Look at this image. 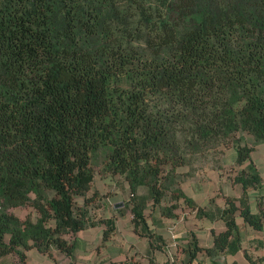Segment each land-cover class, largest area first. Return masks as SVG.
Listing matches in <instances>:
<instances>
[{"label":"trees","instance_id":"1","mask_svg":"<svg viewBox=\"0 0 264 264\" xmlns=\"http://www.w3.org/2000/svg\"><path fill=\"white\" fill-rule=\"evenodd\" d=\"M236 132L264 140V0H0V256L15 253L11 264H27L30 246L71 255L65 233L97 222L109 235L114 221L91 212L95 162L126 180L117 209L160 245L146 209L196 206L179 168L230 145L240 164L252 146ZM232 178L261 185L252 167ZM262 201L254 211L225 197L224 228L209 247L192 238L188 257L234 250L236 215L261 229ZM27 203L35 218L11 210Z\"/></svg>","mask_w":264,"mask_h":264},{"label":"crops","instance_id":"2","mask_svg":"<svg viewBox=\"0 0 264 264\" xmlns=\"http://www.w3.org/2000/svg\"><path fill=\"white\" fill-rule=\"evenodd\" d=\"M248 134V133H247ZM250 135V134H249ZM251 136V135H250ZM253 139V137L251 136ZM253 143L246 141L252 146L249 158L240 164L234 162L235 151L232 145L224 148L230 149L229 158L220 157L218 164H228L232 167L228 172L217 174L211 183H201L199 180L192 184L180 186L186 195L194 200L196 206L183 204L182 207L186 212V218L181 216H165L162 215L159 207H149V215L146 218L148 229L155 234L160 235V245L152 242V236L147 234L141 229L140 225L135 226L131 221L130 209L126 207L117 209L119 206H114V201H107L101 197L104 208L100 209V215L104 218H111L114 221V227L107 235L103 237L106 224L101 221L95 224L82 228L75 233H65V237L73 240L75 247L73 253L68 255L55 246H50L51 255L38 249L36 246H30L24 249L25 259L27 264H264V238H259L255 243L256 249H263L262 251L255 252L249 249L247 244V235L250 230L254 229L249 224L244 222L240 215H236L237 224V237L234 250H224L217 254H209L204 250L196 252V254L189 258L186 250V245L190 243L192 238L196 239L198 245L202 247H209L213 243V235L215 232L224 228V221L219 216L221 208L225 205V197L234 199L236 204L248 203L252 210L256 211V200L260 192L264 191V177L259 171V163L254 159L252 160V152L255 146L261 145L264 140H254ZM255 168L261 175L260 186H248L243 190L239 182H234L232 175L239 169ZM196 170L195 165L186 174L193 176ZM107 178H114V185L121 187V198L119 201L126 200L128 197V185L126 180L119 174L104 173ZM120 178L116 179V176ZM95 179V177H94ZM94 184V181H93ZM194 186L195 190L193 189ZM92 189L93 185H92ZM97 190V189H96ZM194 190V191H193ZM98 191V190H97ZM215 194L216 196L222 195V203H208V194ZM212 194V195H213ZM202 197V199H200ZM107 198V197H106ZM200 199V200H199ZM170 202V200H169ZM124 203V202H123ZM180 206V205H179ZM178 206V207H179ZM197 206L202 209L201 213L197 212ZM264 209V201H262ZM176 207L174 210L177 211ZM188 212L191 213L188 217ZM178 217V218H177ZM180 225L182 236H177L174 245L168 239L174 236L170 230L177 229ZM178 227V228H179ZM166 231L163 233V231ZM136 236L140 238L141 248L136 245ZM175 241V240H174ZM252 242V241H250ZM136 251L140 252L136 256ZM17 259L15 253L10 252L0 256V264H11Z\"/></svg>","mask_w":264,"mask_h":264},{"label":"rangeland","instance_id":"3","mask_svg":"<svg viewBox=\"0 0 264 264\" xmlns=\"http://www.w3.org/2000/svg\"><path fill=\"white\" fill-rule=\"evenodd\" d=\"M239 135L242 136L243 140H246L250 143H253V139L251 138V136L247 133H240V132H236L235 134L232 135V138H236ZM254 144V143H253ZM254 151L252 152V160H256L259 163V171L261 173V175H263L264 177V142L259 145V146H255L254 145ZM230 155V149H226L223 151L220 150L217 153H208L207 155H205L206 157H202L200 159H197L195 161H193L192 167L193 165H195L196 170L194 172L193 176L190 175H186L187 172L189 170H191V166H185L183 168H179L180 175L177 177V179L179 178L181 181V184L183 185L185 183L186 184H193L196 180H199L201 183H205V185L209 182L211 183V181L213 180V178H215V176L217 174H223L229 171V169L232 167L231 165L228 164H218V159H220V157H224V158H229ZM94 170H95V179H94V184H93V188L97 189L99 192V194L101 195V197L105 198L107 201H114L117 200L115 202H118L119 198H121V187H117L114 185V178H107V176H104L103 171H102V166L99 162H95L94 163ZM183 172V173H182ZM116 179H120L118 177V175L116 176ZM175 185V184H174ZM193 189L195 188L194 186H192ZM145 187H140V191H144ZM195 190V189H194ZM193 190V191H194ZM213 194V193H212ZM208 194L209 196H207L208 198V203L211 204L212 203H222V195L220 196H216L215 194ZM101 197H96L91 203V212L93 214V216H97L100 213V209L104 208V204L102 202ZM107 197V198H106ZM200 199H202V197H200ZM199 199V200H200ZM170 197L169 195H166L165 198L163 199L162 203L163 204H167L169 203ZM114 202V203H115ZM183 204L186 203H181L180 206L177 208L176 211V215L181 216V218H186V212H184V208L185 207H189L188 205H186L185 207H182ZM149 208L146 209V216L148 217L149 215ZM11 210L16 213L20 218H25L27 216H30L32 218H35L37 215L36 210L34 209V207L30 204L27 203L26 205H19V206H14L11 207ZM175 215V216H176ZM188 217H191V219H193L190 212H188ZM178 218V217H177ZM180 225H177V229H171L169 233H172L174 236L170 237L168 234V239H170V242L172 245H174V242L177 244L176 241V237L177 236H182V232L181 227H179ZM179 227V228H178ZM166 231L164 230L163 233H165ZM248 242L249 243H245L247 244V246L245 248H249L250 250L253 249L255 252L258 251H262L263 249H256V246H254L252 243H255L257 239L259 238H264V228L262 230H250L248 235ZM175 240V241H174ZM252 241V242H250ZM140 238L136 236V245H139L138 247L141 248V244H140ZM138 254H140V252L136 251V256H138Z\"/></svg>","mask_w":264,"mask_h":264},{"label":"water","instance_id":"4","mask_svg":"<svg viewBox=\"0 0 264 264\" xmlns=\"http://www.w3.org/2000/svg\"><path fill=\"white\" fill-rule=\"evenodd\" d=\"M123 205V201H118L114 203V206H121Z\"/></svg>","mask_w":264,"mask_h":264}]
</instances>
